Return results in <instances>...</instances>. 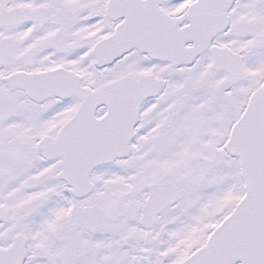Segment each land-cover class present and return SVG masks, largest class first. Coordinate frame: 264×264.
Returning a JSON list of instances; mask_svg holds the SVG:
<instances>
[{
  "label": "snow or ice",
  "instance_id": "snow-or-ice-1",
  "mask_svg": "<svg viewBox=\"0 0 264 264\" xmlns=\"http://www.w3.org/2000/svg\"><path fill=\"white\" fill-rule=\"evenodd\" d=\"M0 264H264V0H0Z\"/></svg>",
  "mask_w": 264,
  "mask_h": 264
}]
</instances>
